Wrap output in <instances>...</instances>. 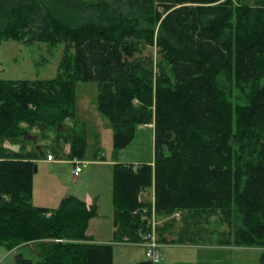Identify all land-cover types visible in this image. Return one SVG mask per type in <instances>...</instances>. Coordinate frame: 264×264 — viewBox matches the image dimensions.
<instances>
[{"label": "trees", "instance_id": "1", "mask_svg": "<svg viewBox=\"0 0 264 264\" xmlns=\"http://www.w3.org/2000/svg\"><path fill=\"white\" fill-rule=\"evenodd\" d=\"M1 39L64 44L54 78L0 79L6 250L33 243L36 264H113V244L86 234L95 204L73 195L56 208L32 204L39 153L25 150V135L52 131L81 158L79 81L96 83L115 152L137 126L153 125L152 163L113 164L114 242L141 241L154 211L180 214V241L204 239L211 223L219 243L264 248V0H0ZM150 188L154 204L144 199ZM14 264L32 262L18 253Z\"/></svg>", "mask_w": 264, "mask_h": 264}, {"label": "rangeland", "instance_id": "2", "mask_svg": "<svg viewBox=\"0 0 264 264\" xmlns=\"http://www.w3.org/2000/svg\"><path fill=\"white\" fill-rule=\"evenodd\" d=\"M242 2H252L253 0H241ZM70 47V46H69ZM66 49L73 51L71 47ZM64 44H56L49 47L44 43L24 44L12 39L0 40V79H52L56 76L58 65L63 56ZM143 55H153L154 60L158 58L157 48L155 46H146L142 51ZM74 119L77 125H74L77 131H84L86 136L85 149L81 156L82 161H87L89 169L82 183L77 178L73 183L80 187L82 193L98 191L100 199L103 201V211L108 216L103 217V221L108 220L111 206L110 192L112 186V165H103L95 167L90 165L93 160H99V155L103 153L101 160L105 161H124L130 163H152L153 162V125L137 126L131 141L123 148L115 152L112 145V129L108 120L99 112L97 107V86L95 82H77L75 85V114ZM69 119V118H68ZM104 123H99V120ZM65 123V122H64ZM73 121L69 126H73ZM38 129V128H37ZM38 131L33 129L27 131L26 136L35 135L39 143L48 149L54 146V135L52 131L44 138L40 139ZM32 140L26 141V144L33 143ZM16 144L17 142L5 141L4 145ZM48 143V144H47ZM45 149V151H46ZM98 149V158H94ZM65 170L71 169L72 163L65 161L62 164ZM111 200V201H110ZM153 213V212H152ZM179 215V213H178ZM175 213L171 217H175ZM156 225L159 227L162 220L154 213ZM177 217V216H176ZM105 226V225H104ZM217 228H226L225 225ZM209 230L214 229V224L210 223ZM258 248V247H256ZM233 252V251H231ZM20 253L23 257L30 259L32 264H36L37 254L34 249L28 245H21L18 249L7 252L6 248L0 245V264H14L16 254ZM163 253V252H162ZM263 254V255H262ZM220 256V255H219ZM219 264H264V248L254 250L235 251L228 257L221 256Z\"/></svg>", "mask_w": 264, "mask_h": 264}, {"label": "crops", "instance_id": "3", "mask_svg": "<svg viewBox=\"0 0 264 264\" xmlns=\"http://www.w3.org/2000/svg\"><path fill=\"white\" fill-rule=\"evenodd\" d=\"M72 119H66L65 125L68 127L72 123ZM76 121V120H75ZM104 120H99V123ZM66 127V128H67ZM70 127V126H69ZM35 131H38L36 127L32 128ZM84 132V131H81ZM40 134V131L38 132ZM50 133V131L48 132ZM53 134H55L53 132ZM55 136V135H54ZM43 138L40 134V139ZM25 150H35L39 153V158L35 160L36 171L33 174V192H32V204L34 206L43 207V208H56L61 200L67 195H73L80 200L84 201L87 206L95 204L97 206V215L92 217L89 220L86 234L92 238L94 242L97 243H112L113 244V264H150L146 261L144 254V247L142 242H114L113 236V202L112 200V186L110 192V201L109 208L111 206L108 220L102 222L104 216H108L107 213L103 211V201L100 199L99 194L94 189L89 193H82L80 187L73 183V180L77 178L80 183L85 179L88 167L87 161H83L84 166L81 169V172L77 177L72 175V169L74 164L72 159H77L82 161L79 158L69 157L70 152V143L64 141L63 136L59 138L54 137V146H50L48 149L42 146L37 140L35 135H25ZM32 140L30 144H26V141ZM48 144V143H47ZM20 144H8L5 148L11 151L19 150ZM46 149V151H45ZM98 149L96 150L93 157L98 158ZM52 153L54 159L49 161L46 159V155ZM103 153L99 155V160H93L90 162V165L95 167H104L103 165H112L111 178L113 175V164L116 162L124 161H105L101 160ZM95 158V159H96ZM65 161H70L72 163L71 169L65 170L63 168V163ZM152 192V188L149 189V193ZM145 200H150L149 197H146L144 194ZM177 214V215H176ZM175 217H161L162 222L159 225V236H161V247L160 250L163 255V261L160 264H219L223 257H228L230 254L233 255L235 251L242 250H256V247H242L236 246L233 244H228L226 242L219 243L218 236L219 233L214 229L207 233L204 236V239L190 242L180 241L183 238L180 235V227H182V222L180 214L175 213ZM105 225V226H104ZM225 229V228H223ZM30 246L35 250V245L33 243L25 244ZM21 245L15 247L14 249L7 250L10 252L16 250ZM233 251V252H231ZM36 252V251H35ZM220 255V256H219ZM263 255V254H262ZM223 260V259H222Z\"/></svg>", "mask_w": 264, "mask_h": 264}, {"label": "built area", "instance_id": "4", "mask_svg": "<svg viewBox=\"0 0 264 264\" xmlns=\"http://www.w3.org/2000/svg\"><path fill=\"white\" fill-rule=\"evenodd\" d=\"M46 159L51 161L54 159V156L52 153H48L46 155ZM72 162L74 164V167L72 169V175L74 177H77L79 173L81 172L82 167L84 166L83 161L72 159ZM145 196L150 198V201L152 204H154V191L152 188V192L149 193V190L145 192ZM151 214V222H150V228L143 232L142 234V245L144 247V254L146 261L150 264H160L163 261V255L160 250L161 242L158 240L157 232L155 229L156 221L154 217V211ZM177 215V214H176Z\"/></svg>", "mask_w": 264, "mask_h": 264}]
</instances>
